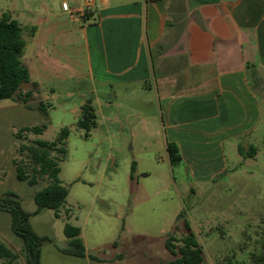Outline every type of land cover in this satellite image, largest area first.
Listing matches in <instances>:
<instances>
[{
  "label": "rangeland",
  "instance_id": "obj_1",
  "mask_svg": "<svg viewBox=\"0 0 264 264\" xmlns=\"http://www.w3.org/2000/svg\"><path fill=\"white\" fill-rule=\"evenodd\" d=\"M64 2L71 11L77 5L74 0H0V13H11L20 24L49 16L73 25L76 14L65 11ZM31 29L23 28L26 51ZM43 90L42 94L25 84L20 96L0 101V198L15 192L24 209L33 214L30 222L35 232L52 240L41 247V264H173L176 257L167 250L166 240L173 236L172 243L180 245L188 233L184 218L178 219L181 212L190 221L207 264H260L264 255V119L252 137L256 155L243 157L230 177L195 189L185 187L170 166L157 129L149 136L139 130L135 117H127L130 123H125L126 112L113 101L98 107V126L86 137V131L76 125L80 115L76 109L100 92L92 94L76 80L53 78L45 81ZM43 95L46 113L40 109ZM262 104L264 114V97ZM133 109L150 113L155 107ZM42 125L47 127L41 134L22 131ZM65 127L70 129L68 154L63 159L54 150L51 155L60 162L59 178L69 195L59 217L50 209L37 213L34 196L51 179L38 177L35 185L18 179L19 166L29 178L34 171L22 147L35 146L39 139L53 142ZM67 223L82 229L86 258L61 252L68 242ZM0 244L17 255L13 263L0 256V264H27L24 244L14 235L5 211H0Z\"/></svg>",
  "mask_w": 264,
  "mask_h": 264
},
{
  "label": "crops",
  "instance_id": "obj_2",
  "mask_svg": "<svg viewBox=\"0 0 264 264\" xmlns=\"http://www.w3.org/2000/svg\"><path fill=\"white\" fill-rule=\"evenodd\" d=\"M87 1L72 11L63 3L73 25L49 16L21 24L35 28L26 84L43 94L46 80H76L100 92L79 119L85 104L98 119L114 101L125 123L133 116L140 131L162 134L167 156L168 143L179 147L185 187L230 177L264 119V0ZM146 106L155 109H133Z\"/></svg>",
  "mask_w": 264,
  "mask_h": 264
},
{
  "label": "trees",
  "instance_id": "obj_3",
  "mask_svg": "<svg viewBox=\"0 0 264 264\" xmlns=\"http://www.w3.org/2000/svg\"><path fill=\"white\" fill-rule=\"evenodd\" d=\"M32 33L35 28L31 29ZM26 42L23 39V28L21 24L13 18L9 12L0 13V101L14 100L20 96L21 88L24 84L30 82L31 73L23 61ZM30 96V93H28ZM40 109L47 112V106L41 103ZM77 127L86 131V137H89L91 130L97 127V115L92 105L85 104L82 108V114L77 121ZM46 125L25 127L22 131H32L41 134ZM70 135L68 127L62 128L53 142L45 140H36L35 146H23L22 149L28 151V155L33 165V175L29 178L23 167L17 168V177L20 181L28 180L30 185L37 183L38 177L48 176L51 183L37 191L34 201L37 205V213L44 209L53 210L59 217V210L63 207L69 195V190L62 184L59 174L61 172L60 162H58L51 153L58 150L63 159L68 151L65 147L66 140ZM167 152L172 168L178 167L182 162V156L179 147L175 143H168ZM240 153L244 158H252L257 153V148L251 146L249 150L240 147ZM136 170V164L132 165V173ZM0 211L9 213L11 217V229L24 244L27 264H41V247L46 242H52L50 238L38 235L30 219L33 214L27 212L19 198L12 191L4 194L0 198ZM179 218H184L185 229L188 233L183 236L179 242L180 245L172 243L175 238L170 236L166 240L167 250L176 257L173 264H207L204 256V250L193 232L190 221L181 212ZM64 235L68 239L67 246L61 249L64 255L84 259L87 257L86 246L81 237L82 229L71 223L64 226ZM0 256L13 263L17 255L5 245L0 244ZM238 264V263H223ZM260 264H264V255L261 256Z\"/></svg>",
  "mask_w": 264,
  "mask_h": 264
},
{
  "label": "built area",
  "instance_id": "obj_4",
  "mask_svg": "<svg viewBox=\"0 0 264 264\" xmlns=\"http://www.w3.org/2000/svg\"><path fill=\"white\" fill-rule=\"evenodd\" d=\"M91 5V1L90 0H88L87 1V6L89 7ZM86 15H87V11L85 10V11H83V18H86Z\"/></svg>",
  "mask_w": 264,
  "mask_h": 264
},
{
  "label": "water",
  "instance_id": "obj_5",
  "mask_svg": "<svg viewBox=\"0 0 264 264\" xmlns=\"http://www.w3.org/2000/svg\"><path fill=\"white\" fill-rule=\"evenodd\" d=\"M88 104H91V101H89Z\"/></svg>",
  "mask_w": 264,
  "mask_h": 264
}]
</instances>
